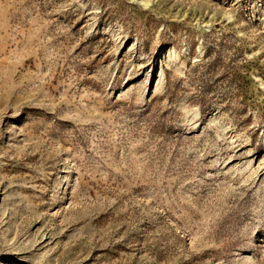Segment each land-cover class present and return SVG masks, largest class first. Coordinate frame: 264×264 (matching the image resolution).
I'll return each mask as SVG.
<instances>
[{
    "label": "rangeland",
    "instance_id": "rangeland-1",
    "mask_svg": "<svg viewBox=\"0 0 264 264\" xmlns=\"http://www.w3.org/2000/svg\"><path fill=\"white\" fill-rule=\"evenodd\" d=\"M0 264H264V0H0Z\"/></svg>",
    "mask_w": 264,
    "mask_h": 264
}]
</instances>
